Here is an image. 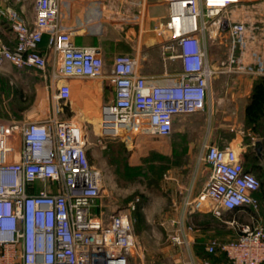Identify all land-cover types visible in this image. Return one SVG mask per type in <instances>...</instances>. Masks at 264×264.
<instances>
[{"label":"built area","instance_id":"built-area-1","mask_svg":"<svg viewBox=\"0 0 264 264\" xmlns=\"http://www.w3.org/2000/svg\"><path fill=\"white\" fill-rule=\"evenodd\" d=\"M163 1L167 19L153 30L167 37L165 59L175 57L181 64L170 84L148 81L129 55H116L106 71L99 48L76 47L71 33L60 30L58 0H34L32 24L16 10H4L14 45H0V70L6 62L38 70L55 92L44 120L0 121V264H131L138 246L135 220L120 210L106 218L102 214L103 174L89 159L83 122L59 117L70 101L68 80L106 78L113 86L112 100L101 108L100 139L129 146L137 137L168 138L176 117L206 107L215 71L205 32L214 27L212 42L223 33L231 48L241 44L246 21L233 14L257 0ZM43 40L47 53L38 49ZM198 160L209 176L191 202L193 210L206 209L219 219L235 208L257 211L261 183L244 168L239 151L203 144ZM224 223L236 226V237L210 239L204 247L207 258L187 263L212 264L211 256L223 254L228 264H264V225L259 220ZM192 230L179 222L170 240L187 247L185 234Z\"/></svg>","mask_w":264,"mask_h":264},{"label":"crops","instance_id":"crops-1","mask_svg":"<svg viewBox=\"0 0 264 264\" xmlns=\"http://www.w3.org/2000/svg\"><path fill=\"white\" fill-rule=\"evenodd\" d=\"M33 3L34 0H0V45H14V35L6 21L4 10L14 9L27 23L32 24ZM237 13L238 18L246 21L245 37L241 44H235L239 53L234 55V49H231V53L226 56H213L211 60L208 58L215 73L209 80L206 103L209 134L201 142L199 154L203 144L232 147L239 140L237 145L240 146L244 166L250 167L243 156L248 152L254 154L256 166L264 170V0L245 2ZM167 15V5L163 0H58L59 28L71 33L74 46L99 48L106 71H110L116 55H129L138 61V72L153 83H173L175 74L181 69L180 60L175 57L165 59L163 56L162 46L167 37L153 30L167 19ZM38 49L47 53L44 40ZM68 82L70 101L59 117H79L85 128L87 124L97 120L98 126L102 106L114 96L113 86L106 78H72ZM54 92L51 81L40 71L17 69L8 62L4 63L0 70V121L44 120L51 114V97ZM236 112L240 117L237 127L234 122L225 125L217 120V113H220L221 116L225 114L222 118L224 122L230 119L236 121ZM177 123L180 125L177 129L180 132L188 124L183 116L175 118L174 126ZM227 133L233 138H217V135ZM181 142L182 140L176 141L178 144ZM208 176L207 168L203 171L196 170L194 177L188 182L184 180L185 176L181 177L183 179L177 185L183 195L173 203L174 213L158 220L159 228L170 233L168 242L172 249L188 254L184 257L180 253L181 256L177 257L186 263L190 259L198 261L207 258L204 247L210 239L215 238L214 224L209 222V216L213 215L206 209L195 211L191 206ZM248 214L245 223L254 221L253 215ZM205 216L208 217L207 222L204 221ZM257 217L264 225L263 220L258 215ZM179 222L193 228L185 234L187 247L176 245L170 240ZM216 239L226 241L233 238ZM217 256L222 259H216ZM210 260L212 264H228L223 254L211 256Z\"/></svg>","mask_w":264,"mask_h":264},{"label":"rangeland","instance_id":"rangeland-1","mask_svg":"<svg viewBox=\"0 0 264 264\" xmlns=\"http://www.w3.org/2000/svg\"><path fill=\"white\" fill-rule=\"evenodd\" d=\"M236 15L238 13L233 14L234 17ZM213 30H215L214 27H209V31H206L204 36L210 60L213 56H226L233 49L232 54L239 53L238 46L231 48L227 43L228 37L224 38L223 33L216 36L212 43L210 31L216 32ZM217 115V120L221 124L229 125L234 122L235 127L240 124L238 113L236 121L234 118V121L230 119L227 122L222 120L225 114L221 116L217 113ZM183 117L188 123L183 131L177 130L180 127L177 123L168 138L137 137L129 146L120 140L100 139L97 120L86 125L89 159L92 165L102 172L106 190L100 211L105 218L113 211L129 212L135 220L134 230L138 246L130 260L131 264H188L177 258L181 254L187 257L188 254L172 249L168 242L170 233L162 231L158 224V220L174 213L173 203L181 199L183 195L177 185V182L181 183L183 179L181 177L185 176L184 180L188 182L194 177L196 170H207L206 165L198 160L201 142L207 139L209 134L207 105L203 111ZM211 135L214 137L213 133ZM217 138L224 140L232 139L233 136L227 133L217 135ZM181 140V143H176ZM171 142L178 148L172 151V148H169ZM237 143L239 140L235 141L232 148L239 151L240 146ZM162 159L165 160L162 162ZM175 159L178 161L175 162ZM263 171L255 170L254 172L259 180L258 176ZM263 192L264 180L261 179L260 193L263 194ZM255 213L264 223V200L259 201V207ZM207 218L205 216V222ZM247 219V214L240 213L236 215L235 223L243 224ZM209 220L210 224H214L215 238L236 237V226L226 225L220 221H231L225 211L221 213L220 219L210 215ZM215 258L221 259L218 256Z\"/></svg>","mask_w":264,"mask_h":264},{"label":"trees","instance_id":"trees-1","mask_svg":"<svg viewBox=\"0 0 264 264\" xmlns=\"http://www.w3.org/2000/svg\"><path fill=\"white\" fill-rule=\"evenodd\" d=\"M176 154V153H175ZM244 159H245V161L247 162V163H249L248 165H250V167L248 168L247 166H244V164H243V166H244V168L246 169V170H248V171H251L253 174H254V172H255V170H261L260 168H258L257 166H256V162H257V160L255 159V157H254V154L253 153H248V152H245L244 153ZM165 159H162L161 161L163 162ZM176 161H178V159H175V162ZM247 167V168H246ZM127 171H129V170H127ZM263 171V170H262ZM255 175V174H254ZM256 176V175H255ZM257 177V176H256ZM258 177H260V183H261V179L262 180H264V171L258 176ZM260 189H261V187H260ZM259 198V201H261V199L262 200H264V192H263V194L262 193H260V190H259V192H258V194H257V199ZM240 213H243V214H247V213H249V214H251V215H253V220L254 221H256V220H258V217H257V214L255 213V211L254 210H252L251 208H248V207H244V208H235V209H233V210H230V211H225V214L231 219V221H235V217H236V215H238V214H240ZM222 223H224L226 220H220ZM236 222V221H235ZM245 223V222H244ZM225 224V223H224ZM222 259V258H221Z\"/></svg>","mask_w":264,"mask_h":264},{"label":"flooded vegetation","instance_id":"flooded-vegetation-1","mask_svg":"<svg viewBox=\"0 0 264 264\" xmlns=\"http://www.w3.org/2000/svg\"><path fill=\"white\" fill-rule=\"evenodd\" d=\"M169 148H172V151H173V149H177L178 147L176 145H174L173 142H171V144L169 145Z\"/></svg>","mask_w":264,"mask_h":264},{"label":"water","instance_id":"water-1","mask_svg":"<svg viewBox=\"0 0 264 264\" xmlns=\"http://www.w3.org/2000/svg\"><path fill=\"white\" fill-rule=\"evenodd\" d=\"M257 152H259V150H257Z\"/></svg>","mask_w":264,"mask_h":264}]
</instances>
